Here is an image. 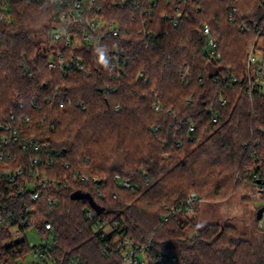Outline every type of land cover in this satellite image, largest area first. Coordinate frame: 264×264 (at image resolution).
<instances>
[{
	"label": "trees",
	"instance_id": "obj_1",
	"mask_svg": "<svg viewBox=\"0 0 264 264\" xmlns=\"http://www.w3.org/2000/svg\"><path fill=\"white\" fill-rule=\"evenodd\" d=\"M102 2L101 14L120 31L63 49L86 63L81 71L59 61L55 68L47 64L58 50L50 39L61 22L55 6L7 0L0 21V138L11 115L29 116L19 123L20 138L36 136L42 147L16 144L4 166L25 168L24 183L35 180L28 160L39 157L40 168L58 180L32 201L0 178L1 207L18 211L42 232L52 224L50 252L57 264H121V250L102 253L104 240L87 218L89 209L103 222L119 224L116 234L148 245L152 264H163L154 261L158 253L177 255L181 264H264L257 211L244 231L200 216L203 201L224 200L242 185L264 196V91L246 93L248 54L259 38L264 43V3ZM205 24L220 58L211 55ZM116 48L129 59L121 75L110 60ZM124 179L131 188L120 183ZM77 191L90 197H74ZM193 191L198 199L190 209ZM8 236L6 223L0 226V257L14 264L28 247L5 244Z\"/></svg>",
	"mask_w": 264,
	"mask_h": 264
},
{
	"label": "built area",
	"instance_id": "obj_2",
	"mask_svg": "<svg viewBox=\"0 0 264 264\" xmlns=\"http://www.w3.org/2000/svg\"><path fill=\"white\" fill-rule=\"evenodd\" d=\"M24 1L31 2L33 0ZM44 1L49 2L57 8V14L61 20L59 27L54 29L51 33V43L55 45L58 50H55L56 54L50 56L48 59L47 64L50 68L57 67L59 61L61 66L65 69L74 67L84 71L87 68L86 63L75 57L68 58L63 49L70 47L79 48L84 43L91 44L95 40L104 38L108 34H118L120 31L119 27L115 23L107 21L101 14V11L104 8L102 0ZM262 2L264 3V0H262ZM6 3L7 0H0V21L5 19ZM233 10L237 11V6H234ZM176 17H179V14ZM230 19H233V15L230 16ZM246 28L247 24L243 23L241 25V29L245 30ZM204 31L209 35L208 42L211 46V55L220 58V53H217L216 51L218 42L216 38L211 35L212 30L208 24L204 25ZM110 60L114 72L117 75H121V73L125 71V66L129 59L125 50L116 48L114 49ZM246 66L249 72L246 93L249 96H252L255 91H264V43L262 39L259 38L258 43L250 50ZM143 74V72L140 73V75ZM217 80H219V77H217ZM220 100L222 103L226 102V98L223 96ZM61 106H64V103H61ZM20 107H23V103L20 104ZM154 108L156 110L161 109L160 101L155 102ZM22 121L29 122L30 117L23 116L22 118H18L15 115H11L8 120L2 124V129L7 134L0 138V178L7 181L6 186H18L17 193L29 196L32 201H35L41 197V187L54 184L58 179L57 177H51L45 170L40 168L41 159L39 157L30 158L28 160L27 168L30 175L35 177V180L25 179L24 183L20 182L19 178L25 176V168L21 167L13 170L6 169L4 166L7 159L13 158L14 153L12 148L16 144H21L24 149L29 147V145H32L37 151L42 147L41 142L38 140L39 138L36 136H32L28 140H21V128L19 127V123ZM68 166L69 165L67 164V167ZM120 183L127 188L132 187V183L129 180H120ZM1 194L2 191L0 192V195ZM197 199L198 195L196 192H191L187 198L186 206L192 209ZM49 202L54 204L55 200L50 198ZM26 209H28V206L25 207V210ZM35 210L36 207L33 206L32 211L35 212ZM176 212L177 211L175 209L172 211L174 214ZM86 215L89 220H93V229L99 232L101 238L104 240L101 250L103 254H109L113 249L116 251L121 250L123 253L121 264H152L147 255L149 248L148 245L142 246L135 243L130 237H121L116 234L115 226H119V224L116 222L114 224L110 222H103L102 218H96L94 212L90 209L87 211ZM169 217L170 216H167L166 219H169ZM23 218L24 215H22V219L19 217L18 211L5 210L0 205V226L6 223L9 225V236L5 240V244L10 245L17 242H23L28 247L27 252H22V254L16 257L14 264H57V260L53 259L50 252L54 237L52 224L50 222H46L45 227L47 232H42L35 225H31L30 221ZM261 220L259 221L260 226ZM30 228H34L39 232L42 238L41 243L35 244L29 241L27 237L21 236L17 233L19 231L24 232ZM112 233L116 234L113 239L106 240ZM148 241H151V238ZM19 249L22 250L23 246L19 245ZM154 261L163 264H181L177 255H170L167 253H158ZM0 264H7V262L0 257Z\"/></svg>",
	"mask_w": 264,
	"mask_h": 264
},
{
	"label": "rangeland",
	"instance_id": "obj_3",
	"mask_svg": "<svg viewBox=\"0 0 264 264\" xmlns=\"http://www.w3.org/2000/svg\"><path fill=\"white\" fill-rule=\"evenodd\" d=\"M244 196L249 197L244 198ZM261 206H264V196L261 197V194L253 188L242 185L224 200L203 201L200 216L202 220H227L229 223L236 225L240 231H244L245 224L253 221L256 211ZM260 223L261 228L264 230V218ZM17 233L27 237L29 241L35 244L42 241L41 235L34 228Z\"/></svg>",
	"mask_w": 264,
	"mask_h": 264
},
{
	"label": "water",
	"instance_id": "obj_4",
	"mask_svg": "<svg viewBox=\"0 0 264 264\" xmlns=\"http://www.w3.org/2000/svg\"><path fill=\"white\" fill-rule=\"evenodd\" d=\"M215 70V71H214ZM219 71V67L217 69L213 68L212 69V73L213 74H217ZM74 197H90V194L88 193H84L81 191H77L74 193L73 195ZM263 213H264V206H261L258 210H257V219L261 220L263 218Z\"/></svg>",
	"mask_w": 264,
	"mask_h": 264
}]
</instances>
